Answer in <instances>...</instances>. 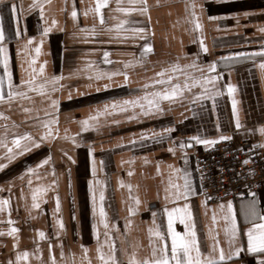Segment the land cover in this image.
<instances>
[{"label":"crops","instance_id":"obj_1","mask_svg":"<svg viewBox=\"0 0 264 264\" xmlns=\"http://www.w3.org/2000/svg\"><path fill=\"white\" fill-rule=\"evenodd\" d=\"M96 2L50 0L43 3L45 12L41 17L40 8L30 7L34 0H0V30L4 34L0 46L7 50L13 91L24 90L20 81L31 79L33 75L37 85L54 75L63 77L55 92L48 85L43 94L29 91L28 98L0 102V112L7 117H0V126H8L9 146L13 135L24 132L39 139L45 131L41 122L50 118L45 112L55 115L58 121L52 126L53 138L44 140L38 147H31L15 159L6 161L3 155L6 149L0 148V163L6 164L0 169V201L9 202L0 211V264H9L10 260L12 264H52L51 256L57 264H101L93 230V224H96L103 242L105 229L99 224L101 204L107 213L120 264H128V254L133 252L138 259L149 257L152 246L148 229L153 227L152 214L155 213V225L166 233L165 209L182 206L185 202L191 205L201 252H208L214 239H218L219 247L227 254L230 246L224 229L229 222L223 219L227 207L221 210L220 205H226L228 201L232 202L239 228L232 247L239 246L241 251L220 264H264V251L247 249L246 229L251 222L245 221V206L253 199L257 201V211L264 215V191L239 201L227 199L207 203L201 194L195 166V153L206 149L205 146L196 144L186 149V164L182 150L176 146V142H187L189 137L197 135L207 139L225 135L237 142L248 140L251 144H264V134L259 131L264 127V69L259 66L264 57L230 62L227 68L225 61L220 59L230 53L250 52L264 45V32L259 31L264 27V0H196L202 5L195 11L203 25L207 53L200 49V31H193L192 23L186 19L189 16L186 5L190 0H135V3L120 0L119 5L117 0H108L100 14L88 11L85 15V10L94 9ZM145 5L147 10L144 12L117 11L118 7L140 9ZM74 6L75 19L71 15ZM122 21L121 28L113 27ZM45 27L50 28L46 34L43 33ZM137 28H144L145 32L137 33L134 31ZM30 37L35 40L28 43ZM146 42L152 45V50L142 57ZM105 52L109 54L107 57ZM194 60L204 74H209V62H217L216 72L222 73L221 79L215 82L219 95L212 93L192 103L190 101L202 91L196 85L191 91L186 90L184 97L175 103L161 101L163 112L144 116L139 115V108L129 107L126 112L99 117L96 128L81 130L80 121L94 115L104 104L162 89L163 85L150 83L159 79L156 73L161 69L173 64L182 66L181 73L175 75L171 83L183 85L185 71L198 77L199 72L183 68ZM110 73L116 75L109 78L107 74ZM98 74L103 78L96 79ZM0 78L7 95L8 75L2 62ZM228 83L234 85L232 95L227 92ZM105 84L110 87L104 88ZM145 84L150 86L145 89ZM49 96L59 100L58 112L50 107ZM233 99L236 101L235 113ZM24 108L30 111L25 112ZM133 114L137 115L136 119L126 118ZM237 117L241 124L239 129L236 128ZM170 126L174 130L165 135L171 139L153 137V133H160ZM3 131L0 127V132ZM142 133L146 134L143 138ZM169 147L176 148L175 154L168 151ZM48 156L51 161L36 168ZM169 165L190 173L194 194L187 201L165 198L170 176L176 182H183ZM29 167L34 169L32 173L27 172ZM39 187L47 190L37 194L39 207L34 208L32 193ZM131 197L139 199L138 206L133 205ZM130 207L138 209L131 216ZM58 219H62L63 228L59 227ZM128 219L132 224L126 230ZM174 226L178 231H184L179 220ZM11 228L19 230L15 237L8 234ZM41 231L45 233L43 239L39 236ZM166 239L170 245V238L166 236ZM24 251L29 253L28 259L17 261L16 254ZM104 252H108L107 245Z\"/></svg>","mask_w":264,"mask_h":264},{"label":"snow or ice","instance_id":"obj_2","mask_svg":"<svg viewBox=\"0 0 264 264\" xmlns=\"http://www.w3.org/2000/svg\"><path fill=\"white\" fill-rule=\"evenodd\" d=\"M50 0H43V3H48ZM130 3H135V0H129ZM143 2V0H142ZM43 3L40 2V0H34V3L30 5L31 8H40V16H44L45 9L43 7ZM120 0H117V4L119 5ZM108 4V0H97L95 8L94 9H87L85 10L84 14L87 15L88 11H95L97 14H100L101 8L106 6ZM15 5L12 6L13 10H15ZM197 7H202V5H198L196 3V0H190L189 4L186 5V11L189 12V16L186 18L188 19L193 27L192 30H199L200 31V37H199V44L200 49L207 53L208 48L206 44L204 43V37L202 28L203 25L200 22V19L198 18V14L195 11ZM146 5L144 8L136 9L132 7H118L117 11L128 13L132 11H146ZM72 17L75 19L77 17V11L75 9V6L73 8V11L71 12ZM245 15H248V13H245ZM209 19H215V17H209ZM100 22L103 23V16L100 15ZM56 21L53 20V24H55ZM123 21L120 24H116L113 27L119 29L123 25ZM50 31L49 27H45L43 29V33L46 34ZM137 33H144V28H137L134 30ZM259 31L264 32V27L260 28ZM19 30L17 31V35H19ZM143 38V37H141ZM4 40V34L3 31L0 30V41ZM33 40H35V37H30L28 40V43H31ZM43 43V41H40ZM195 42V41H194ZM152 50V45L150 43H145L142 48L141 56H145L149 51ZM36 52H40V48H36ZM105 57H107L109 54L105 52ZM264 57V45H261V47L257 50H253L250 52H234L230 53L228 56L221 57L220 59L222 61H225V67H229L230 62H238L242 60H251L255 59L256 57ZM198 54L196 56V60H198ZM0 62L4 64L5 72L8 75V84L9 89L7 92V95L3 92V79L0 78V102H11L14 98H28L27 93L29 91L31 92H39L43 94L45 91H47V86L51 85V91L55 92L57 90V84L58 81L63 79L61 76H52L51 79L45 80L43 83L37 85L34 83L35 81V75L31 77V79L24 80L22 79L20 81V84L24 86V90H16L13 91V85H12V78L11 73L8 72V56H7V50L0 46ZM109 62V61H106ZM131 63V62H129ZM128 65L126 64L125 67ZM262 69H264V59L261 60L260 65ZM181 65L179 64H173L170 68L161 69L160 72L156 73V76L159 77V79L152 80L150 83L151 85H163L164 87L160 90H153L151 92L145 91L143 95L136 96L135 98L131 99H124L121 101H112L110 104L106 103L104 104L103 108H98L94 115H89L88 117L82 119L80 121L81 124V130L86 131L90 128H96L99 126V117L101 116H108L111 115L114 112H126L129 107L132 109L139 108V115L148 116L153 114L154 112H163V109L161 108V101H169L175 103L178 99H182L184 97L185 91H191L192 87H195L196 85H199L202 89L201 92L197 93L196 97L192 99V103L195 102V99H204L205 96L211 95L214 93L215 95H219L220 93L215 88V82L221 79L222 73L216 72L217 69V62L212 61L207 64V73L204 74L200 66L196 63L194 60L193 62L184 65V69H191L195 72H199L200 75L192 76L189 72L185 71L183 72V75L186 77L185 83L183 85L179 83H171L174 79V76L181 73ZM40 72H44V67L41 66ZM109 78H111L112 75H116V73H110L107 74ZM230 75V73H229ZM96 79L103 78L100 74H98ZM125 81L127 82V74L125 73ZM150 85L145 84L144 88L147 89ZM62 87V86H61ZM104 88L110 87V85L105 84L103 85ZM226 89L229 95H232L234 92V85L231 83L226 84ZM100 89L97 88V91ZM211 90V91H210ZM47 99L50 100V107L53 109L54 112H58V105L59 100L52 97H47ZM236 101L233 99V112H236ZM109 109L112 111L110 112ZM25 112L30 111L27 108L23 109ZM45 116H49L47 120L41 122V126L45 129V131L41 134L39 139H34L32 135L28 132H24L23 134H16L13 135L11 138V146H9L8 143V126L3 125L0 127L4 128L3 132H0V148L6 149V153H4V159L6 161H10L12 159H15L17 156L26 153L30 151L31 147H38L41 142H43L46 139L53 138L52 137V126L57 124V119L55 115H51L48 112H45ZM0 117H3L4 119H7V117L4 116L3 112H0ZM127 119H136L137 115H129L126 117ZM114 123H119V121H113ZM13 127H16L15 124H13ZM241 124L239 121V118L236 119V128H240ZM173 127H167L163 128L160 133H153L154 138L158 139H171L170 136H166L165 134L170 133L173 131ZM67 131V130H66ZM259 131L264 134V127L260 128ZM146 134L142 133V138ZM231 139L230 136L221 135L217 139H207L202 138L200 136H192L189 137L187 142L181 140L179 142H176V146H178L182 150V155L185 164L188 162V154L185 151L186 149L193 147L196 144L204 145L205 148L211 147L215 145L218 140H228ZM23 142V143H22ZM72 143H76L75 137L72 138ZM134 143V141H133ZM260 147H264V144L259 145ZM15 149V151H14ZM169 152L175 154L176 148L175 147H169ZM69 160H72V157H68ZM250 158L245 159L242 161L243 164L249 163ZM51 161V157L48 156L44 159H42L37 165L36 168L41 167L42 165L48 164ZM74 162V161H73ZM147 162V161H146ZM6 166L5 163H0V169H3ZM172 172L177 174L178 179L182 180V183L176 182L172 179V177H169L168 181V187L165 189V198L169 199L170 197L174 200H185L187 201V198L194 194L190 173L187 170H184L182 168H175L172 165L168 166ZM34 171L33 168L29 167L27 169V172L32 173ZM55 170L53 169V172ZM250 172L253 170H249ZM131 174V173H129ZM203 179V177H202ZM53 184L56 183L55 180L52 181ZM29 184H31V181H29ZM129 188H131V185H128ZM47 189L45 187H39L32 193V200H33V207L38 208L39 203H37L38 199V193L44 192ZM252 196L255 197V193H252ZM103 194L101 193L100 199L103 200ZM132 203L134 206H138L140 201L136 197H131ZM93 200L95 202V197H93ZM9 202L8 200H2L0 201V211H3V206L7 205ZM56 211L58 212L60 210V203H59V197L56 198ZM225 207H227V214L224 215L223 219L228 221L229 223L225 226V234L228 238L230 250L229 253H225L223 248L219 247V241L218 239H214L213 245L211 249L206 252L202 253L200 244L197 237L196 232V226H195V220L193 218V213L191 209V205L187 202H185L182 206H175L171 209H165V212L167 213V228L166 233L160 231L159 226L155 225V213H153V227H149L148 232L150 235V243L152 246L151 255L149 257L138 259L135 255V252L128 254V264H220V262L224 261L225 259H231L233 256L238 255V253L241 251V248L239 246L232 247L235 242L236 238L239 234V228L236 222L235 217V211L232 205L231 201H228L225 204H221L220 208L223 210ZM138 210L135 207L129 208V215H133L134 211ZM99 224H102L105 232L104 237L105 239L103 242L100 241V232L96 224H93V230L97 239V253L98 258L101 261V264H120V262L116 258V248H115V241L112 239L110 235V229L109 224L107 221V213L104 210L103 205L101 204L99 208ZM75 218V217H74ZM179 220L180 224L184 226V231H178L174 224L175 221ZM216 220V216L213 215V221ZM259 220V223H254L252 221ZM245 221L251 222V226L246 229V235H247V249L250 252H256V251H264V215H261L260 212L257 211V201L253 199L245 206ZM9 223H13L11 220H9ZM57 223L59 224L60 228H63V222L62 219H58ZM132 224V220L128 219L125 222V228H127ZM113 228H115V225H112ZM18 229L11 228L10 232L8 234L13 235L14 237L18 233ZM59 235V232H57V236ZM39 236L43 239L45 238L44 232H39ZM166 236L170 238V245L168 239H166ZM16 244L18 246V239L16 241ZM107 245L108 252H104V247ZM83 247V246H82ZM49 250L51 252V245H49ZM87 250L85 249V252ZM61 256L63 257V251L61 252ZM29 257V253L27 251L24 252H18L16 254V260L19 261L21 259L27 260ZM51 262L52 264H57V261L54 256H51ZM9 264H12V261H9Z\"/></svg>","mask_w":264,"mask_h":264},{"label":"built area","instance_id":"obj_3","mask_svg":"<svg viewBox=\"0 0 264 264\" xmlns=\"http://www.w3.org/2000/svg\"><path fill=\"white\" fill-rule=\"evenodd\" d=\"M248 158L249 163L243 164ZM195 166L201 194L209 204L239 201L264 191V147L248 140H218L195 153Z\"/></svg>","mask_w":264,"mask_h":264}]
</instances>
